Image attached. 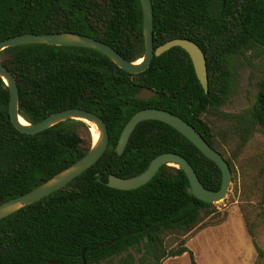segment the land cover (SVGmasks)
<instances>
[{
  "label": "trees",
  "instance_id": "1",
  "mask_svg": "<svg viewBox=\"0 0 264 264\" xmlns=\"http://www.w3.org/2000/svg\"><path fill=\"white\" fill-rule=\"evenodd\" d=\"M152 2L155 46L177 37L196 41L207 59L208 91L181 46L155 55L138 73L85 46L23 44L1 52L17 78L19 110L28 121L66 108H85L106 121L110 140L101 158L83 173L0 220V264H84L83 248L88 264H135L133 249L146 264H163L166 257L187 251L197 264L183 236L211 216L215 204L188 191L190 181L183 169L165 164L150 181L133 189L109 186L108 176L137 175L157 155L177 152L189 160L206 187L220 189L218 164L162 120L141 121L122 154L116 146L129 119L146 107L181 116L224 156L229 132L239 148L255 132L264 134V79L250 108L223 109L231 90V55L264 50V0ZM62 31L105 41L129 60L144 55L141 0H0V41L27 32ZM143 87L156 95L136 98ZM9 106L10 90L0 77V194L5 200L42 184L93 144L90 125L80 119L61 121L36 134L23 132L13 124ZM210 116L229 123L230 130L217 127ZM225 158L232 168V158ZM260 174L264 181V163ZM256 213L264 218V187ZM171 234L177 237L176 246L166 244Z\"/></svg>",
  "mask_w": 264,
  "mask_h": 264
},
{
  "label": "water",
  "instance_id": "2",
  "mask_svg": "<svg viewBox=\"0 0 264 264\" xmlns=\"http://www.w3.org/2000/svg\"><path fill=\"white\" fill-rule=\"evenodd\" d=\"M141 4L144 16L145 50L144 55L137 60L127 59L116 48L105 41L99 40L87 34H81L73 31L50 33L27 32L0 41V77L4 80L10 90V116L16 128L26 133L36 134L61 121L68 119H80L89 125L91 123L96 125L99 133V136L96 139L92 128H90L93 133V144L90 150L73 164L59 171L57 174L50 177L42 184L30 191L7 200H5L0 194V220L7 215L19 210L20 208L51 194L83 173L101 158V156L106 151L110 140L109 128L106 121L96 112L85 108H66L51 113L47 117L37 122H30L24 116H22L19 110L20 89L17 78L14 73L5 66L2 60L1 52L5 48L23 44L85 46L101 51L111 60H113L120 68L131 73H138L146 70L151 65L155 55L159 56L174 46H181L190 54L196 74L204 89L208 91L209 77L207 59L201 46L190 38L177 37L170 39L156 47L154 41L153 2L152 0H141ZM155 95L156 91L148 87H143L140 91L135 93V97L140 99H149ZM21 118H23L25 122H23ZM147 119H158L170 124L182 134H184L187 138H189L195 145H197L206 156L214 160L220 167L223 175L220 189L212 190L206 187L189 160L177 152H163L157 155L151 160L149 166L143 172L137 175L123 177L114 173H110L108 176V185L119 189L137 188L150 181L161 166L168 164L175 165L184 170L190 181L188 191L191 194H194L204 201L212 203L223 200L228 194L233 179L232 169L228 160L220 151L214 148L205 139V137L199 130L196 129L193 124L169 110L156 107H146L135 112L122 130L121 136L116 146V151L118 154H122L124 152L137 125L141 121ZM81 256L83 258L84 264H88L86 260V248L82 249Z\"/></svg>",
  "mask_w": 264,
  "mask_h": 264
},
{
  "label": "rangeland",
  "instance_id": "3",
  "mask_svg": "<svg viewBox=\"0 0 264 264\" xmlns=\"http://www.w3.org/2000/svg\"><path fill=\"white\" fill-rule=\"evenodd\" d=\"M230 61L231 90L223 109L227 112H242L254 104L259 84L264 79V50H251L245 55L234 54ZM211 118L215 119L217 127L230 130L229 123ZM226 138L224 153L233 160V179L228 194L223 200L215 202V212L183 239L193 251L197 264H254L258 259L264 264V218L256 217L264 187L260 174L264 163V134L255 132L247 144L240 148L230 132ZM246 216L250 218L251 226ZM254 240L261 247L262 254ZM177 243L176 235L166 237L167 246H176ZM132 252L135 264H146L141 262L140 252L135 249ZM103 264H118V261ZM163 264L193 262L187 251L182 255L166 257Z\"/></svg>",
  "mask_w": 264,
  "mask_h": 264
},
{
  "label": "bare ground",
  "instance_id": "4",
  "mask_svg": "<svg viewBox=\"0 0 264 264\" xmlns=\"http://www.w3.org/2000/svg\"><path fill=\"white\" fill-rule=\"evenodd\" d=\"M140 60H141V59H140ZM140 60H139V61H140ZM21 120H22L23 122H25V120H24L23 118H21ZM90 126H91V128H92V131H93V133H94L95 138L97 139L98 136H99V133H98V130H97L96 125H94V124L91 123Z\"/></svg>",
  "mask_w": 264,
  "mask_h": 264
}]
</instances>
